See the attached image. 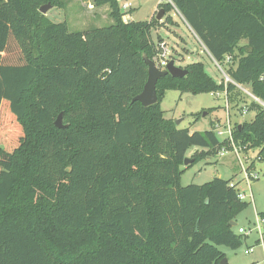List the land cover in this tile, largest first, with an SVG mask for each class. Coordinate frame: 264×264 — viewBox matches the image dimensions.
<instances>
[{
	"label": "trees",
	"instance_id": "16d2710c",
	"mask_svg": "<svg viewBox=\"0 0 264 264\" xmlns=\"http://www.w3.org/2000/svg\"><path fill=\"white\" fill-rule=\"evenodd\" d=\"M119 1L93 0L109 6L112 26L72 33L40 12L62 0H0V125L6 115L21 130L14 150L0 147V264H220V247L243 243L231 225L242 205L231 182L180 184L192 148L208 150L195 162L231 144L215 123L192 133L160 106L168 90L197 95L225 85L195 62L186 77L158 81L155 105L133 102L148 81L144 57L159 55L163 40L152 33L161 22H125ZM172 2L211 58L231 57V79L264 101V0ZM259 107L233 138L259 149L264 163ZM61 114L66 129L55 125Z\"/></svg>",
	"mask_w": 264,
	"mask_h": 264
},
{
	"label": "rangeland",
	"instance_id": "374dc122",
	"mask_svg": "<svg viewBox=\"0 0 264 264\" xmlns=\"http://www.w3.org/2000/svg\"><path fill=\"white\" fill-rule=\"evenodd\" d=\"M91 5H94L93 0H62L60 6L53 7L47 13V17L57 24L67 22L72 33L110 27L114 24V20L109 15V6L101 7V10L96 11L91 10ZM160 6V0H136L128 18L132 22H150L159 14ZM167 17H171L174 24H164ZM167 17L164 16L160 26L153 30L154 42L158 44L159 39L163 40L161 44L167 49L176 66L185 68V65L202 62L207 73L217 84L224 82L222 72L216 68L215 62L182 17L174 9L167 13ZM228 67V64H223L226 73ZM243 87L252 91L250 85ZM160 106L165 119L174 123L180 122L178 125L180 129H189L192 133L211 131L212 123L220 122L224 126L228 119V111L232 127L244 122H252L259 111L257 108L259 106L254 104L253 99L237 88L235 93L229 96V107L223 94L221 97L213 93L193 95L177 90L166 91ZM245 106L251 109L247 115L243 114ZM3 117V124L0 125V147L12 151L19 145L21 130L13 120L8 119L6 115ZM223 140L226 138H221V142H224ZM195 152L205 155L208 150L192 148L187 158L192 159ZM258 154L259 149L244 151L242 154L247 156V161L243 163L244 167L250 165L249 173L254 177L251 180L246 177L240 161L232 151L222 156H202L192 164L181 168L183 172L180 184L183 187L202 186L218 178L237 184L239 191L246 195V200L241 201L242 205L235 206L232 223L236 224L233 229L237 235H242L239 234L240 229H245L249 234L243 235V243L236 250L220 247L226 255L227 264H264V225L260 216L264 212V163L258 159ZM255 175H257L256 179ZM257 218L260 221L261 232L258 230ZM250 249L251 253L246 255V251Z\"/></svg>",
	"mask_w": 264,
	"mask_h": 264
},
{
	"label": "built area",
	"instance_id": "2783aa9c",
	"mask_svg": "<svg viewBox=\"0 0 264 264\" xmlns=\"http://www.w3.org/2000/svg\"><path fill=\"white\" fill-rule=\"evenodd\" d=\"M136 1V0H120L119 3H120V7H121V12L123 13V20L125 22H130L131 19L128 18V14H130L133 10V2ZM161 1V4H169L171 5L174 10L178 13V11L176 10L172 0H160ZM91 7V6H90ZM179 14V13H178ZM160 52H159V55L157 57V60L155 61V64L157 66V68L161 71H165L167 69V66L169 65V63L171 61H173L170 56H169V53L167 51V49L164 48V45H160ZM215 62V65H216V68L222 72V75H223V79H224V82H222L226 89L224 91H218V92H213L214 95H217L218 97H221V95L223 94L226 98V102H227V107H229V96H230V93L228 92L227 90V86L228 84H232L234 85L237 89L241 90L244 94L248 95L250 98L253 99L254 101V104L256 103L258 106H260V108H262L264 110V101H262L261 99L257 98L256 96H254V94L252 93V91H249L247 89H244L243 85L241 84H238L236 83L235 81H233L231 79V77L229 76L228 72L226 73L223 69V64H229L231 62V57H227L226 58V61L224 63H218L216 62L215 60H213ZM221 83V84H222ZM251 111L250 107L249 106H245L243 108V114L244 115H247L249 114ZM233 130H234V127H232V123H231V116L229 114V111H228V119H227V122L224 126H222L220 124V122L216 123L215 124V127H214V132L216 134V136L219 138V140L221 141V138L225 137L226 140H223L224 142L228 141L233 150L232 152L236 154L238 160L240 161L241 163V167L243 168V170L245 171L246 173V177H248L250 180L251 179H254V177H252L250 175V171H249V168H250V165L247 166V167H244V161H247V156H242V154H244V151L245 149L241 146H238L235 141H234V138H233ZM228 151L226 149H223L219 156L227 153ZM257 178V175H255V179ZM248 179V180H249ZM231 187H236V191L238 192V196H239V199L241 201H244L246 200V195L244 193H241L238 189V185L237 184H234V183H231L230 184ZM252 198V197H251ZM257 223H258V230L261 232V227H260V221L259 219L257 218ZM239 234H242V235H248L249 233L245 230V229H240L239 230ZM251 249L246 251V255L250 254L251 253Z\"/></svg>",
	"mask_w": 264,
	"mask_h": 264
},
{
	"label": "water",
	"instance_id": "95a60500",
	"mask_svg": "<svg viewBox=\"0 0 264 264\" xmlns=\"http://www.w3.org/2000/svg\"><path fill=\"white\" fill-rule=\"evenodd\" d=\"M53 8L51 4H47L40 9V12L43 15H47V13ZM165 16V11H159L156 19L157 21H162ZM145 64L148 67V81L144 87V91L141 95L137 96L133 102H140L144 107H150L155 105L158 102V95H157V84L158 81L171 75L174 78H184L187 76L188 72L183 68L176 66L175 61H171L167 66L165 71H161L157 68L155 62L150 61L147 57H144ZM180 122H176L175 125L178 126ZM56 127L59 129H66L68 126L63 124V116L62 114L59 115L58 119L55 123ZM194 162L193 159L187 158L185 160V165L188 166ZM232 226H236L235 223H231ZM227 260L224 259L220 264H227Z\"/></svg>",
	"mask_w": 264,
	"mask_h": 264
},
{
	"label": "crops",
	"instance_id": "0c3cea01",
	"mask_svg": "<svg viewBox=\"0 0 264 264\" xmlns=\"http://www.w3.org/2000/svg\"><path fill=\"white\" fill-rule=\"evenodd\" d=\"M91 8H92L91 10H96V11H98V9H99V10L102 9V8H94L93 5H91ZM108 12H109V10H108ZM109 13H110V12H109ZM185 66H186V65H185Z\"/></svg>",
	"mask_w": 264,
	"mask_h": 264
}]
</instances>
